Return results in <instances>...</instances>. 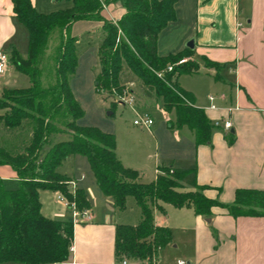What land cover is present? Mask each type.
<instances>
[{"label":"crops","instance_id":"0c3cea01","mask_svg":"<svg viewBox=\"0 0 264 264\" xmlns=\"http://www.w3.org/2000/svg\"><path fill=\"white\" fill-rule=\"evenodd\" d=\"M31 1L42 14L72 6L66 0ZM175 10L177 20L159 36L158 54L166 57L189 50L187 45L192 39L195 41V48L190 49L193 54L184 59L195 61L200 70L182 75L178 82L194 96L196 105L204 109L214 124L212 142L197 145L189 128L171 125L175 114L166 113L164 107V117L157 119L151 110L159 99L145 96L141 86L143 95L137 98L136 82L132 81L125 84L127 87L134 84L131 94L139 101L134 105L135 110L132 109L149 113L155 123L151 129L136 126L128 136L129 146L123 154L117 142V156L125 167L138 171L144 183L154 182L165 168L195 169L198 184L206 187L205 195L223 206L214 207L212 216L207 218L195 214L193 209H179L160 202L165 213L155 209V223L170 228L172 242L152 259L140 261L127 255L119 259L117 227L140 224L141 208L134 197H128L126 208L119 209L114 199L99 188L92 170L90 178L81 170L82 166L91 169L89 163L86 166L79 156H73L60 167V172L75 181L77 189L86 192L91 203L90 220L73 225L70 258L57 264H121L124 260L130 264H179L180 261L186 264H264V216L234 217L226 209L235 202L239 190L264 192V0H177ZM125 12L119 4H110L104 8L103 15L117 23ZM70 31L78 39L79 58L71 88L84 108L83 98L87 91L91 93L90 69L100 66V47L106 34L103 23L94 21H78ZM96 34L101 44L92 47ZM29 40V31L17 19L12 0H0V51L11 58L12 50L16 49L27 58ZM187 76H205L202 80L208 94L204 95L199 86H191ZM19 78L24 80L20 83ZM30 86L29 78L17 72L10 59L0 74V98L5 90ZM118 105L126 104L118 101ZM5 112L0 109V117ZM87 118H82L79 124L112 134ZM226 121L232 123L230 129H225ZM32 136L31 125L9 130L0 119V146L10 153H21ZM66 137L69 139L68 135ZM75 168H79L81 174H77ZM151 173L153 180L146 182L152 177ZM0 177L5 185L12 182L6 185L8 189L18 187L19 179L12 167L1 166ZM58 194L57 191H40L42 214L49 219L72 222L71 212L58 200Z\"/></svg>","mask_w":264,"mask_h":264},{"label":"trees","instance_id":"16d2710c","mask_svg":"<svg viewBox=\"0 0 264 264\" xmlns=\"http://www.w3.org/2000/svg\"><path fill=\"white\" fill-rule=\"evenodd\" d=\"M66 1L72 3L70 8L42 14L31 0H12L17 19L29 31L30 40L27 58L13 49L10 59L15 70L29 78L31 86L5 90L0 109L6 112L0 119L9 130L31 125L33 136L18 154L0 146V167H12L19 179L16 189H8L0 177V264H57L69 260L74 226L43 216L40 191L61 192L80 210L91 209L86 192L77 189L73 196L69 178L60 172L73 156L87 159L97 185L119 209L126 208L128 197H134L141 208L140 224L117 227V257L152 259L172 242L170 228L155 223L154 210L165 213L160 202L193 209L207 218L214 207L223 205L205 195L206 187L198 184L195 169L165 168L154 182L144 183L138 171L119 160L114 134L79 124L85 112L70 83L79 60L78 39L70 30L78 21L103 23L106 36L100 47L101 69L95 87L107 99H113V107L127 88L125 75L131 73L145 96L161 99L165 112L175 114L172 126L187 127L197 145H210L214 124L178 82L182 75L194 74L200 67L190 59L179 64L193 54L190 49L166 57L158 54L160 34L177 20V0ZM110 4H119L126 11L117 23L103 15ZM54 35L58 45L55 54L49 56ZM169 66H173L172 71H168ZM63 135L69 139H61ZM226 209L234 217L264 216V192L239 190L235 202Z\"/></svg>","mask_w":264,"mask_h":264},{"label":"rangeland","instance_id":"374dc122","mask_svg":"<svg viewBox=\"0 0 264 264\" xmlns=\"http://www.w3.org/2000/svg\"><path fill=\"white\" fill-rule=\"evenodd\" d=\"M58 4L59 2H57V5ZM99 43L101 44V42L99 41V34H96L94 37V41H92L91 45L92 47H94V45L98 46ZM56 46H57V37L56 35H54L51 39L49 51H48V54L50 56L55 54ZM93 68L90 69V72L92 74L90 76H93L94 78L92 77V80H91L90 79L91 77H89L88 79V86H89V90L91 91V93L87 91V94H85V97L83 98L84 108L83 107L82 108L85 112V115L83 118H85L86 116V118L88 117L87 119H91L93 120V122L100 124L102 127H104V129L110 130L112 134L116 136V139L119 145L120 154H123L122 152H124V150L129 146V139H128L129 134L133 132L134 129H136V126L134 125V120L136 119L137 114L130 105H125V106L118 105L119 100H116L117 104L115 105V107H113V99H107L106 95L97 92L96 87H95V80L98 74L100 73L101 68L99 64L96 65L94 69ZM204 77L202 76L201 78L200 76H197V77L187 76L186 79H188L191 86H199L201 88V92L205 95V94H208V91H207V87L204 86L203 84L202 79H204ZM19 80L21 83L24 80V78H22V80L21 78H19ZM132 81L136 82L135 88H134L135 94L137 98H140L143 95L140 89V82L131 73H127L125 75V82H132ZM84 86L85 84L81 86V89ZM83 91L86 92L85 90ZM134 99H135V103L137 104L139 101H137L135 97ZM6 101L9 103V99H7ZM162 107H163V102L161 99H159L158 102H155L154 106L152 107V110H151L152 114L155 115L157 119L164 117V112L162 111ZM172 119H173V116H172ZM61 139L68 140L66 135H63ZM78 159L85 161V165L88 166L87 159L84 156H79ZM80 168L81 170L86 171L88 173L87 174L88 178L93 176L90 168H87V170L86 168H83V166ZM81 170L79 168H75V172L77 174H81ZM161 173L164 174L163 172ZM151 174H152V177L150 176L146 180V182H150L151 180H153V179H150V178H153V173ZM170 174H172V172H170ZM10 184H12V182L6 183V185L8 186ZM16 188H13V189H16Z\"/></svg>","mask_w":264,"mask_h":264},{"label":"built area","instance_id":"2783aa9c","mask_svg":"<svg viewBox=\"0 0 264 264\" xmlns=\"http://www.w3.org/2000/svg\"><path fill=\"white\" fill-rule=\"evenodd\" d=\"M188 59H182L179 64L186 63ZM10 62V57L5 51H0V74H2L5 69L7 68L8 64ZM173 66L168 67V71H172ZM134 86V84H130L129 87H127L123 95L118 98L120 102L125 103L126 105H130L134 109L135 105V99L134 96L131 94V88ZM213 100V98H211ZM135 110V109H134ZM137 116L134 120V125L143 129H151L155 123L153 117L149 113H140L138 111H135ZM220 123L217 122L216 126H219ZM225 129H230L232 127V123L230 121H226L224 123ZM161 174V172H160ZM68 187L70 193H72L73 196H75L76 190H77V184L75 181H69ZM58 200L71 212L72 216V224L73 225H79L82 223H85L90 220V215L88 210H80L78 208L77 203L74 200L69 199L66 197L63 193L59 192L58 194ZM121 264H130L127 260L122 261ZM179 264H186L184 261H180Z\"/></svg>","mask_w":264,"mask_h":264},{"label":"water","instance_id":"95a60500","mask_svg":"<svg viewBox=\"0 0 264 264\" xmlns=\"http://www.w3.org/2000/svg\"><path fill=\"white\" fill-rule=\"evenodd\" d=\"M187 47L193 50L195 48V41L192 39L189 42V44L187 45ZM110 114H112V113H110Z\"/></svg>","mask_w":264,"mask_h":264}]
</instances>
